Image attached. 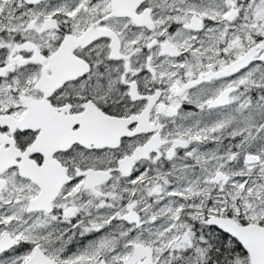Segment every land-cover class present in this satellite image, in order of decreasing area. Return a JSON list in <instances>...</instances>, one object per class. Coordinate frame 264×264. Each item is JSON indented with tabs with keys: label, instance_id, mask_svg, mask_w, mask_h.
Instances as JSON below:
<instances>
[{
	"label": "flooded vegetation",
	"instance_id": "af4514ba",
	"mask_svg": "<svg viewBox=\"0 0 264 264\" xmlns=\"http://www.w3.org/2000/svg\"><path fill=\"white\" fill-rule=\"evenodd\" d=\"M98 1L101 8L91 10L87 18L83 14L81 20L54 18V28L43 30V19L42 31L36 33L51 36V46L39 48L25 41L30 34H17L22 41H14L12 47L2 50L0 239L8 235L10 245L0 253V264H26L35 251L49 264H76L84 254L89 255L93 240L111 228L112 237H116L117 230L124 233L125 253L112 262L107 255H99L87 264H99L100 260L103 264H145V255L139 251L134 254L136 245L151 249L149 264H154L153 248L138 238L143 223L134 208L135 199L126 201V192L133 188L137 194L144 193L152 186L150 176L157 166L186 165L194 175L208 166L243 164L240 149L229 148L231 142L237 141L235 132L240 129L245 133L247 127H239L233 135L229 130L216 136L211 150L220 148L222 153L214 156H209L213 154L209 138L184 136L174 130L178 119L188 115L216 121L234 116L237 110L230 108L236 94L239 103L247 97L245 85L240 83L250 84L251 71L259 70L261 78L264 75V63L258 61V56L237 72L226 71L260 40L240 55L223 59L229 34H221L222 38L215 37V57L209 59L202 54V42L198 40L203 41L207 35L204 32L214 26L223 30L235 24L238 12L234 5L224 7L217 20L185 8L189 10L179 23H166L159 29L155 17L163 13V0H144L130 16V11L128 15H114L111 0L93 3ZM124 1L118 0L121 5ZM76 4L75 0L71 3ZM125 28L133 43L127 50L119 37ZM175 31L182 35L180 44L186 39L185 45L172 40ZM85 34L91 39L75 42ZM108 34H113L119 43L115 54ZM65 37L70 39L69 44L61 48ZM138 39L141 40L136 43ZM21 72L23 79L17 77ZM209 74L212 77L208 78ZM225 91V102L213 105ZM254 96L258 95L251 94ZM250 111V106H245L244 115L237 119L246 118ZM24 115L30 117L27 124H14ZM102 115L119 120L121 135L115 149H96L91 143L81 146L63 139L62 135L70 138L82 129L85 133L104 129ZM155 137L163 145L156 150H150V146L138 150ZM108 158L112 159L110 163ZM23 162L30 167L27 174H36V184L19 175L18 164ZM99 172L107 173V181H101L104 176L92 178ZM217 173L223 174L215 171L207 180L212 194L223 192L230 183L225 174L224 183L223 179L214 182ZM86 179L94 183L86 186ZM14 185L31 191L21 195L11 190ZM45 190L48 195L39 196ZM37 197L41 199L36 207L30 202ZM184 212L191 218L185 209ZM14 213L31 222L35 234L28 236L30 227L20 226ZM210 217L215 215L202 217L206 225ZM240 251L243 252L241 248ZM206 259L212 262L216 258L208 253Z\"/></svg>",
	"mask_w": 264,
	"mask_h": 264
},
{
	"label": "rangeland",
	"instance_id": "374dc122",
	"mask_svg": "<svg viewBox=\"0 0 264 264\" xmlns=\"http://www.w3.org/2000/svg\"><path fill=\"white\" fill-rule=\"evenodd\" d=\"M69 1L73 2L47 0L35 5H26L24 0H0V62L4 48L12 47L14 41H22L16 37L17 34H30L25 41L39 48L51 46V36L36 33L42 31L40 27L43 19L81 20L83 14L87 18L91 10L100 9L102 4L101 1L93 3L95 0H75L77 4L73 6ZM202 2L203 0H163V13L155 17V24L159 29L166 23L174 26L189 10L185 8L192 9L193 14L198 16L204 15L217 20L222 15L223 8L232 4L238 12L234 27L230 25L222 30L219 26H214L204 32L207 35L203 41L198 40V43L202 42V54L208 55L205 58L215 57V37L222 38L221 34H229L228 48L224 51L223 59L240 55L247 47L264 37V0ZM84 8L86 11H83ZM164 16L165 19H162ZM31 23L33 26H30ZM127 34L126 28L119 34L125 50L133 45ZM172 34V40L177 45H185V38L180 44L182 35L179 31ZM140 40L135 41L137 43ZM22 73L20 76L15 75L23 79ZM249 79L250 84L241 80L245 83L240 85H245L247 97L239 103L240 99L236 94V101L230 108H236L234 116L216 121L211 117L197 118L188 115L178 119V126L174 128L184 136L198 135L201 138H209L208 145L211 150V143H214L219 134L230 130L233 135L239 127H247L245 133H240V129L235 132L237 141L231 142L229 148L240 149L242 165L208 166L197 170L194 175L186 165L172 163L164 168L157 166L150 176L152 179L149 182L152 186L147 187L144 193L137 194L133 188L126 192V201H131L133 197L135 199L134 208L139 211L143 223L138 238L153 248L154 264H214L206 259L208 253L218 260L216 264H248L245 255L239 250V245L215 228L208 227L202 217L206 214L215 215L230 218L239 224L250 223L264 227V122L260 124L264 120V75L261 78L259 70L251 71ZM251 94L258 96L251 97ZM245 106H250V114L246 118L237 119L238 116L244 115ZM219 149L214 147L211 150L213 154L209 156L222 153ZM111 160L108 158L107 163ZM215 171L227 175L230 183L223 192L212 194V187L207 180ZM11 190L21 195L31 191L19 185H14ZM211 197H214V200L210 199ZM184 209L191 218L185 214ZM13 216L18 219L20 226L30 227L27 229L28 236L35 234L31 222H26L19 214L14 213ZM113 231V228L107 229L93 240L89 255L84 254L76 264H87L99 255H107L111 262L120 259L126 248L124 233L117 230L116 237H112Z\"/></svg>",
	"mask_w": 264,
	"mask_h": 264
},
{
	"label": "water",
	"instance_id": "95a60500",
	"mask_svg": "<svg viewBox=\"0 0 264 264\" xmlns=\"http://www.w3.org/2000/svg\"><path fill=\"white\" fill-rule=\"evenodd\" d=\"M41 1L46 0H24V3L26 5H35ZM144 0H125L124 4L121 5L118 0H111V10L114 15H128L127 11H130L129 16L133 13V11L136 9L138 5H140ZM127 4V5H126ZM123 9V10H122ZM127 9V10H126ZM125 13V14H124ZM232 13V12H231ZM54 19H45L43 21V30H50L54 28ZM108 36L111 38V51L112 54H115L118 52L119 43L117 42L116 37L113 34H108ZM91 39L87 34H85L80 39H76L75 42L79 43L78 41L82 40H88ZM69 38L65 37L63 42L61 43L60 47L63 48L69 44ZM170 48V46H168ZM258 56V61H261L264 63V37L260 39V41L252 46L250 49H248L239 59L235 61V63L228 66L226 71H229L228 74L234 73L239 71L240 69H243L250 63H252L254 60V57ZM53 58V57H52ZM52 58H50L49 62H52ZM218 76V75H217ZM208 78L212 77L210 74L207 76ZM228 94V91H225L220 97L216 99L213 105H221L225 102L226 96ZM30 117L29 115H24L23 119L19 121H15L14 124H21L23 122L29 121ZM102 121L104 123L102 130L100 129H94L91 131V133H85L82 129L81 131L74 132L73 134L69 135L64 134L62 135L64 140H70V143H77L81 146H88L89 143L93 145L94 148L100 149V148H108V149H115L118 144V139L121 135V133L118 131V124L119 120L103 116L102 115ZM264 120L260 123L262 124ZM85 133V134H84ZM136 134V133H135ZM63 142L60 141V144ZM69 145V144H68ZM163 145L162 142L158 143L157 138L151 139L150 142L138 149V150H147L148 146H150V150H156L158 147ZM61 146V145H59ZM62 149V148H60ZM29 153V152H28ZM27 152L24 154L26 155ZM13 166V164H11ZM27 169V170H26ZM30 170V167L27 165V163L23 162L18 164V173L22 177H28L33 181V183H37V177L35 173L33 174H27ZM32 173V172H31ZM104 176V178L101 181H107V173H95L92 178ZM220 179H223L222 183L226 180L225 176L221 173H217L213 181L218 182ZM87 184H92L91 179H86ZM91 181V183H89ZM101 183L100 180H98ZM48 195V191L45 190L42 194L39 196L44 197ZM41 197H37L34 200L30 202V204H34L37 207L38 201H40ZM49 199V198H48ZM52 199V198H51ZM36 209V208H35ZM207 225L210 227L215 228L216 230L220 231L221 233L225 234L229 238L233 239L239 247L244 252L247 263L248 264H264V227L257 224H239L234 222L230 218L221 217V216H215L210 217L207 219ZM9 236L6 235L0 239V253L4 250H6L9 247ZM139 251L140 255L146 256L145 264H149L150 261V254L151 249L149 247H143L142 245H136L134 246V254H136ZM133 255V254H132ZM44 258V257H43ZM50 262L47 261V259H42L39 256L38 251H35L32 258L29 259V261L26 264H49ZM54 264V263H51ZM99 264H103V261L100 260Z\"/></svg>",
	"mask_w": 264,
	"mask_h": 264
},
{
	"label": "trees",
	"instance_id": "16d2710c",
	"mask_svg": "<svg viewBox=\"0 0 264 264\" xmlns=\"http://www.w3.org/2000/svg\"><path fill=\"white\" fill-rule=\"evenodd\" d=\"M239 250H240V248H239ZM242 254H243V252H242ZM243 255H244V254H243ZM212 263L216 264V263H218V260H217V259L212 260Z\"/></svg>",
	"mask_w": 264,
	"mask_h": 264
}]
</instances>
